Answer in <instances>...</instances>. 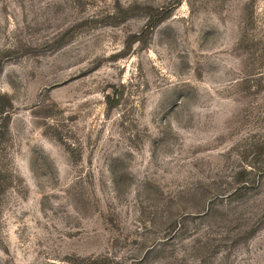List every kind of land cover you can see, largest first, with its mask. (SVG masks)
Masks as SVG:
<instances>
[{
    "label": "rangeland",
    "instance_id": "rangeland-1",
    "mask_svg": "<svg viewBox=\"0 0 264 264\" xmlns=\"http://www.w3.org/2000/svg\"><path fill=\"white\" fill-rule=\"evenodd\" d=\"M0 264H264V0H0Z\"/></svg>",
    "mask_w": 264,
    "mask_h": 264
},
{
    "label": "trees",
    "instance_id": "trees-1",
    "mask_svg": "<svg viewBox=\"0 0 264 264\" xmlns=\"http://www.w3.org/2000/svg\"><path fill=\"white\" fill-rule=\"evenodd\" d=\"M3 112H4V109H2V110L0 109V115H1Z\"/></svg>",
    "mask_w": 264,
    "mask_h": 264
}]
</instances>
